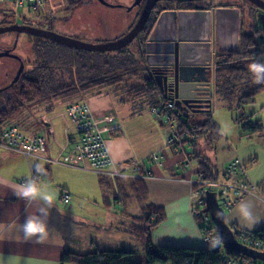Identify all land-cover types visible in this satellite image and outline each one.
I'll list each match as a JSON object with an SVG mask.
<instances>
[{
    "label": "crops",
    "instance_id": "crops-1",
    "mask_svg": "<svg viewBox=\"0 0 264 264\" xmlns=\"http://www.w3.org/2000/svg\"><path fill=\"white\" fill-rule=\"evenodd\" d=\"M120 14L126 23L128 17L123 16L122 12ZM139 14L140 12L131 23L129 21L127 25L124 24L123 30L129 28V31L137 22ZM241 23L243 25V15ZM242 25L240 34L249 31L247 28L243 30ZM262 47L264 45L259 44L258 48L261 49L259 57L264 55ZM140 48L141 46L137 44L136 51L139 53L136 58L142 67L141 57L143 56L144 61L145 58ZM131 50L129 48L126 51L130 57ZM212 79L215 83V74ZM214 90L216 93L215 84ZM118 92L110 87L93 88L88 90L86 99L98 119V126L104 132L114 159L123 165L140 163L146 175L139 180H142L148 190L150 201L165 210L164 221L151 233V243L155 246L203 247L202 235L193 216L190 196L192 189L190 181L198 178L203 157H198L199 159L194 162L196 157L191 158L194 151L190 150L193 148L185 143L184 148L178 150L169 148L167 137L171 133V123L163 116L152 112L147 103L137 100L131 94L127 98L126 94L120 95ZM215 93L213 97L217 98ZM66 114L63 110L58 114L60 116L54 119L57 120V126L52 124L51 117H48L47 121L43 120L45 129L36 133L42 134L47 140L44 159L28 158L20 153L0 149V236L3 237L0 239V264H76L63 262L64 252L85 253L96 244L111 246L109 235L111 238L119 239L122 234H127L117 228L126 221V216L121 217L120 212L118 214L112 211L115 205L109 207L103 203L105 201L101 177L95 174L97 173L95 170L82 166L86 161L79 160L76 152L79 131ZM214 122L220 129V136L216 138L219 140L223 128L217 121ZM210 145L213 147L212 141ZM160 150L164 151L163 158L159 162L153 161L152 155ZM207 158L213 163L210 157ZM230 161L232 159L228 163ZM225 167L221 169L220 174ZM251 175H254V180L252 177L251 179L260 185V192L258 196L250 195L243 201L253 205L254 214L260 222L248 228L234 218L233 212L237 206L225 212L229 224L244 230L256 231L264 227V177L254 168ZM26 178H35L39 185L46 187L55 196L57 207L50 211L48 224L51 233L45 243L22 242V233L19 232V225L36 208L35 205L27 207L26 202L17 198L11 189L20 185ZM112 179L111 181L117 185V192L121 193L120 188L135 178ZM135 188L136 186L133 188L130 186L132 194H135ZM65 194L68 195V200H65ZM103 233H107L104 239ZM138 241L143 246L142 242ZM228 258L231 257L224 256V260ZM224 264L232 263L226 260Z\"/></svg>",
    "mask_w": 264,
    "mask_h": 264
},
{
    "label": "trees",
    "instance_id": "trees-1",
    "mask_svg": "<svg viewBox=\"0 0 264 264\" xmlns=\"http://www.w3.org/2000/svg\"><path fill=\"white\" fill-rule=\"evenodd\" d=\"M65 1L66 7L72 9L90 0ZM39 9L40 8H38L37 11ZM25 21H28V19H25ZM255 32H259L258 37H255L256 35L250 31L242 32L240 50L224 55L226 57L217 62L218 64L215 68L216 94L219 99L221 98L226 102L229 108H241V106L253 103L256 95L264 91V85L252 83L248 71V65L253 60L264 61V58L259 57L261 49L258 48L259 44L264 45V27L259 28V31ZM43 47L45 48V52L41 51L39 59L23 72L19 81L13 86L15 95H7L3 99H0L1 124H12L11 119L13 116L26 104L39 103L38 106L43 105L46 109L51 110L55 101L61 100L69 104L78 101L81 94L78 90L79 86L85 94L90 89L102 88L104 85L111 86L113 84V77L106 80L102 78V74L95 75V72L99 64L102 63V58H105L104 64L108 66L112 65L113 71L111 74H114V70L116 69L115 65L119 60V56L111 57L105 54L97 55L85 50L74 49L56 41L48 42V44L43 45ZM129 58L130 56L126 52L127 61ZM74 64L77 65V74L74 73L73 70ZM107 70H109L108 73L111 71L109 68ZM145 70L146 69H143L144 76L142 79V86L136 89L129 87L125 91L120 92V95H125L127 93L131 94L135 96L137 100L147 103L149 109H152L154 106L165 105L168 99L160 90L155 78L151 74L145 73ZM2 91L7 92L6 90L4 91V89ZM15 96L16 101H14ZM233 102H236L235 105H233ZM173 113L176 114L180 133L184 132L183 128L187 131V135L182 134V136L185 139H189V137L192 136L195 139V145L198 137L207 132L210 133L208 136L210 139L220 136V129L213 121V118L197 121V119L191 118L190 116V118L188 117V119H185L184 114L182 115V108H176ZM203 114L210 116L211 111L204 112ZM237 119L236 121L243 135L262 134L264 131L263 124L259 120L253 121L250 119V116H240ZM195 157L201 156L194 152L191 158ZM227 166L224 170L227 169ZM223 174L224 171L221 174L218 173V170L210 163V160H208L207 157H203L200 161L198 178L193 181L222 178L224 175L226 176V174ZM139 179L142 178L132 179L131 183H129L132 188L136 186L135 194L130 193L129 184L123 185L120 188L121 193H119L116 190V183L114 184V182L111 181L113 179L100 178V183L104 189L103 199L106 206H116L119 203L124 205V207L118 209L121 215L126 216V221L122 222L117 228L142 242L145 250L143 257L139 260H134V252L125 247H111L96 244L90 251L85 253L64 252L62 256L63 262H73L76 264H166L168 262L171 264H224L225 255L231 258L244 256L224 248L223 245H220V250L205 247L195 248L174 245H161L157 247V251L152 250L151 233L162 221H164L166 213L162 207H158L150 201L148 190L142 183V180ZM190 185L191 187H195L191 190H195L198 187L197 183H193V185L190 183ZM257 186L260 190V185L257 184ZM205 197L206 195L199 201H196L195 204L192 203V208L197 207L204 212V204L201 206L200 203L205 200ZM132 198L139 203V214L135 215L129 213L128 215L125 204ZM201 216H203V213ZM195 220L198 221L199 225L205 228H209L212 225L210 229L216 231L214 224L204 226L202 217L195 218ZM229 225L233 229L236 238L240 242L246 243L240 239V235L243 231L248 232V230L235 227L233 224ZM249 232L253 233V238L264 239V227ZM262 263L264 264V262Z\"/></svg>",
    "mask_w": 264,
    "mask_h": 264
},
{
    "label": "rangeland",
    "instance_id": "rangeland-1",
    "mask_svg": "<svg viewBox=\"0 0 264 264\" xmlns=\"http://www.w3.org/2000/svg\"><path fill=\"white\" fill-rule=\"evenodd\" d=\"M107 1L110 3V5H106L102 3L100 0H90L85 3H81L72 9H69L66 7L65 0H44L42 5H40L41 7L39 6L40 9L38 11L36 9L39 7H37L35 10H33L34 8L27 9L26 15H24L22 18L26 20L28 19V21L32 24L40 25L41 28L44 27V29H46L51 27L52 29L50 30L56 31L66 36L73 37L75 39L84 42L95 43V44L107 43L117 40L118 38L124 36L129 29L127 28L126 31L123 30L124 24L127 25L129 21L131 23L133 19L137 17V13L139 12L138 8H135L133 12L129 11L133 9L130 5L131 0H107ZM216 1H222V0H216ZM223 1H228V0H223ZM118 5H121L122 7H119ZM8 9H11V7L6 5L5 3H0V21L3 18H5V16L15 18V16L9 13ZM120 12L123 13V16L128 17L126 23L123 21ZM16 18L21 19L20 17H16ZM245 19L247 20L246 22L250 24L249 31L254 33L256 35L255 37H258L259 32H255V31H259V28L264 27V13L253 10L246 15ZM4 40L7 42L11 41L16 43L14 51L16 54L24 58V61L27 64V68L29 67V62H31L30 65H32V62L36 61L37 57L41 56L40 54L41 51L45 52V48L43 46L41 48H38L36 43L37 42L43 43V45H45L48 44V42H53V40L38 35H32L29 33L19 32V31H7L4 33H0V41H4ZM44 40H46L47 42ZM137 44H138L137 39H134L133 41L128 43L127 46L118 50H112V51L88 50V52L97 55L105 54L107 56L108 54H110L111 57L119 56V60L116 62L115 65L116 69L114 70L115 71L114 74H111V72L113 71L112 65L108 66L104 64L106 59L102 58L103 59L102 63L99 64L95 72V75L102 74L103 79L109 80L110 77L111 78L113 77L112 79L114 80L111 86L104 85L102 88L110 87L114 91H119L118 93L121 94L120 92L125 91L129 87L136 89L137 87L142 86L143 84L142 79L144 73L142 71L143 65L141 67L140 62L137 59L139 53L136 51ZM129 48L132 49L131 50L132 55L127 61L126 51ZM260 57L264 58V55ZM141 58L143 59V56ZM18 68H19V61L15 57L0 56V89L10 84L11 78L16 73ZM76 68L77 65L74 64L73 70L74 73L77 74ZM108 68L111 69L109 73H108L109 70H107ZM215 86H216V79H215ZM78 90L79 93L81 92L83 93L80 86ZM6 91L7 92L0 91V99H3L7 95H15L13 87L8 88ZM87 94L88 93H85V96ZM215 96L218 95L215 93ZM126 97L129 98L128 93L126 94ZM15 98L16 96L14 97V101H16ZM213 98L214 99H212V105L210 107L211 115L208 116L206 114H203L204 112H201L194 115V119H197V121H204L207 120V118L208 119L213 118L223 128V131H221L222 135L218 140L216 138L210 139L208 137L210 135L209 132H207L206 134H202L201 136L198 137V141L196 145L193 147V149L190 150L196 152L201 157H210L215 165L212 162L210 163L215 166V169H217L219 173L221 169L225 167V165L228 163L229 160L231 159L233 160L236 158L241 160L244 158L243 159L244 161L242 160V162H244L246 173L248 174V178H247L249 179L248 183L251 182L255 183L253 181L254 175L253 176L251 175L253 168L257 173L260 174V176L264 177V131L262 134L256 133L253 135H243L242 130L239 124L237 123L236 119L240 116H250V119L253 121L259 120L263 124V129H264V92H260L259 94H257L255 97V101L253 103L241 106V108H237V107L229 108L223 99L221 98L219 99L218 97L217 98L213 97ZM56 102L57 103L56 104L54 103L51 108L53 109L52 112L49 109H45L46 107H44L43 105L38 106L39 103H34V104L30 103V105L26 104L23 108H20L16 112V114L11 119L12 124H9V126L11 125L15 126L21 132L27 133L28 136H30L31 138H34L36 135L41 136L42 134H36V133H40L45 129L46 125L45 122H43V120L47 121V118L51 117L52 124L57 126V120L54 119L60 116L58 114L61 113L63 110L65 111V113H68L67 108L71 105V103L67 105L66 102H62L61 100H58ZM235 103L236 102H233V105H235ZM176 108L178 107L175 104V109ZM66 115L69 116L70 120L73 122L70 115L68 114ZM95 119L98 122L96 116ZM1 126H3L1 129L2 131H7L9 128L7 125L1 124ZM227 137H229V139ZM211 141L213 142V147L212 145H210ZM45 147L47 151V143ZM186 148H188V146ZM43 154L41 158L44 159ZM197 159L199 158L196 157L194 162ZM252 166L254 167L251 169ZM96 172L97 173L95 174H97L101 178L112 179L111 177L112 175L106 176L107 174L106 172H99V171ZM142 173H146L145 169H142ZM251 177L253 180L251 179ZM139 178H144V177H139ZM244 199L245 198L239 201L238 204L241 203ZM238 204L232 205L231 207L234 208ZM104 205L106 206V203H104ZM125 205L128 215L129 213L135 215L140 213V206L139 203L137 204L136 200H129ZM115 207H117V210L115 209ZM115 207L112 208V211L119 214L118 208H122L124 207V205L119 203ZM224 210L227 211L229 209L224 208ZM122 216L123 215H121V217ZM198 228L200 230L199 225ZM106 234L107 233H103V239L106 236ZM202 239L204 243L203 247L207 248L205 244L206 240L204 238V235H202ZM109 241L111 243L110 245L113 247L123 246L133 251L134 260H139L140 258L143 257L145 251L143 249V246L136 238H134L128 233L122 234L119 239L111 238L109 235ZM157 247L159 246H155L153 244L151 245L152 250L157 251L158 250ZM166 264H171V263L168 262Z\"/></svg>",
    "mask_w": 264,
    "mask_h": 264
},
{
    "label": "water",
    "instance_id": "water-1",
    "mask_svg": "<svg viewBox=\"0 0 264 264\" xmlns=\"http://www.w3.org/2000/svg\"><path fill=\"white\" fill-rule=\"evenodd\" d=\"M110 5L107 0H100ZM157 0H147L134 26L124 36L107 43H88L70 36L60 34L50 29H44L27 24H9L0 26V33L7 31H19L32 35H38L74 49L112 51L128 45L136 39L143 30L151 10ZM264 10V0H251ZM242 10L238 6H220L205 10L177 11L167 9L161 12L150 30L146 42V61L156 67L154 58L185 57L193 59L177 64L173 74H156L155 79L160 90L168 98L174 100L179 107L183 104L193 113L207 112L211 110L213 98V83L206 74L210 69L213 44L228 52L240 50ZM185 30L192 36H181ZM235 40L234 46H225V41ZM169 47L171 48H168ZM172 47L175 49L173 50ZM188 48V50H186ZM207 55V62L202 58ZM0 56H13L20 58L18 54L10 50L0 51ZM201 59V60H200ZM24 69L23 61L13 82H16ZM3 89H0L2 91ZM200 96V97H199ZM179 108H182L179 107ZM204 212L211 215L216 231L220 235L222 245L228 250L242 254L253 260L264 262V251L257 250L243 242H240L226 220V212L220 205L215 192L208 191L205 197Z\"/></svg>",
    "mask_w": 264,
    "mask_h": 264
},
{
    "label": "built area",
    "instance_id": "built-area-1",
    "mask_svg": "<svg viewBox=\"0 0 264 264\" xmlns=\"http://www.w3.org/2000/svg\"><path fill=\"white\" fill-rule=\"evenodd\" d=\"M43 2L44 0H0V3H5L6 5L11 7V9H8L9 13L15 16V18H22L24 15H26L27 9L34 8L33 10H35L37 7L42 5ZM212 83L213 85L215 84L213 80ZM174 110L175 104L173 100H167L165 102V105L154 106L152 108V112L157 115L163 116L168 122L171 123L172 129L170 135H168L167 137V146L169 148L172 147L174 150H178L179 148H184L185 143V145L187 144L188 146H190V148H193L195 146V139L192 136L189 137V139H185L182 136V134L187 135V131L183 128L184 132L180 133L176 114L173 113ZM67 112L80 133L79 142L76 144V152L78 153L79 160L86 161L85 164H82L84 168L94 169L99 172H106V176L112 175V178H139L146 175V173H142V167L140 163L123 165L115 161L109 150L105 136L98 126V122L95 119L92 108L84 93L81 92L78 101L71 103V105L67 108ZM7 126L9 127L8 130L2 131L1 129L3 126H1L0 124V149L20 153L28 158L35 156L41 158L42 154L46 152L45 145L47 141L45 136L36 135L34 138H31L27 133L21 132L15 126ZM163 155L164 151L160 150L152 155V160L159 162L163 158ZM191 155L192 154L190 153L189 156L191 157ZM224 174H226V176ZM224 174L222 178H216L212 180H196V182L191 180L190 183H192V185L193 183H197L198 185L197 189L191 190L190 195L192 203H196V201H199L207 194L208 191H213L219 199L220 205L223 208L230 209L232 208V205L238 204V202L243 198H246L250 195H259L257 184L253 182L248 183V174L246 173L245 164L244 162H242V160H232L228 164L227 169L224 171ZM193 188L195 187L192 186V189ZM64 198L65 200H68V195L65 194ZM204 202L205 200L200 203L201 206H203V204L205 206ZM192 212L194 218L197 219L199 217H202L204 226H210L211 224H214L213 219L209 213L202 212L197 207H193ZM202 213L203 216H201ZM199 227L206 241L209 239H221L218 232L213 231L212 229H210V227L205 228L201 225H199ZM240 239L245 241V244L257 250L264 251V239L253 238V233L249 231H243L240 235ZM206 241V247L210 248ZM220 245H222V242H220L218 247H215L213 249L220 250ZM226 260L227 262H230L232 264H263L259 260H253L246 256L228 258L225 259V261Z\"/></svg>",
    "mask_w": 264,
    "mask_h": 264
},
{
    "label": "flooded vegetation",
    "instance_id": "flooded-vegetation-1",
    "mask_svg": "<svg viewBox=\"0 0 264 264\" xmlns=\"http://www.w3.org/2000/svg\"><path fill=\"white\" fill-rule=\"evenodd\" d=\"M146 3H147V0H131L130 1V5L133 8L132 10H134L135 8H138L140 13L144 9ZM220 6H238L241 8L242 15H243V25H242V27H244L243 30H245L246 28L247 29L250 28V24H248V22H246L247 20L245 19L246 15L249 12L256 10L257 12H263L264 13V10L261 9L259 6H257L255 3H253L251 0H228V1H223V0L222 1H216V0H157L156 3L154 4L152 10H151L149 18H148L143 30L140 32V34L136 38L138 41V45L141 46V48H142V49L141 48L140 49L143 52L144 58L146 59L145 56H146L147 38L149 36L150 30L152 29L154 23L156 22L159 14L161 12H163L164 10H167V9H172V10H177V11L205 10V9H211V8H214V7L216 8V7H220ZM14 23L27 24V25H32V26L41 28L40 25L32 24L29 21H25V19L11 18L8 16H5V18H3L0 21V26H6L9 24H14ZM42 28H44V27H42ZM46 29H52V28L50 27V28H46ZM180 35L181 36H192V33L191 32L188 33L185 30H182ZM44 41H46V40H44ZM15 45H16V43L11 42V41L10 42H7L5 40L0 41V47H1L0 50L1 51L10 50L13 53H15V51H14ZM36 45L38 48H41L43 46V43L37 42ZM168 48H171V47H169V45H168ZM172 49L174 50L175 48L172 47ZM186 50H188V48H186ZM229 53H232V52H228L226 50H221V49L217 48V45L215 46L213 44L212 57L210 58L212 63L210 65V69H208V71H206L207 72L206 75L210 79H212V77H214L215 68L217 67V64H218L217 62L219 60L223 59L224 57H226L224 55L229 54ZM109 55L110 54H108V56ZM115 57H117V56H115ZM15 58L19 61V67H20V64L22 61L24 63V69H23L19 79L21 78L23 72H25L29 67H31L33 65V63H35L39 59V57H37L36 61L32 62V65H30L31 62H29V67L27 68V64L25 63L24 58L22 56H20V58H17V57H15ZM182 60L183 61H190L193 59L186 58V56L185 57H181V56H178V57L173 56L172 57L171 56V57H166V58H154L153 62L158 63L156 65V67L149 65L147 62L143 63L146 61V60L144 61V59H142V64H143V69H146L145 73L151 74L155 78L156 74H162V75L163 74H168V75L173 74L175 71L176 65L180 64L182 62ZM207 60H208V57H207V55H205L202 58V61L207 62ZM143 69H142V71H143ZM17 71H16V73H17ZM15 74L11 78L10 84L8 86L2 88V89L7 90L9 87H13L19 81V79H18L16 82L12 83ZM164 96H165V94H164ZM169 96H172L170 94V92H168L167 97L166 96L165 97L167 99H169L168 98ZM213 96H214V91H213ZM175 104H176V102H175ZM181 106L183 109V114L187 118L188 117L190 118V116H191V118L192 117L194 118V115L198 114V113H193L191 111L192 108L188 109L183 104H181ZM181 106H179V107H181Z\"/></svg>",
    "mask_w": 264,
    "mask_h": 264
},
{
    "label": "clouds",
    "instance_id": "clouds-1",
    "mask_svg": "<svg viewBox=\"0 0 264 264\" xmlns=\"http://www.w3.org/2000/svg\"><path fill=\"white\" fill-rule=\"evenodd\" d=\"M235 40L225 41V46H234ZM248 71L253 84L264 85V61L253 60L248 65ZM39 172V168L37 169ZM14 195L25 201L27 207L36 206L35 211L29 213L24 222L19 225V232L22 233V242L45 243L51 230L48 224V217L53 207H57L54 194L46 187L38 184L35 178H26L20 185L11 188ZM243 226L252 228L260 222L254 214L253 205L243 201L233 212ZM3 237L0 236V239ZM220 239H209L206 243L210 248L218 247Z\"/></svg>",
    "mask_w": 264,
    "mask_h": 264
}]
</instances>
